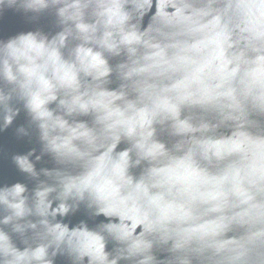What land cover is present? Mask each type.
I'll list each match as a JSON object with an SVG mask.
<instances>
[{
    "label": "water",
    "instance_id": "1",
    "mask_svg": "<svg viewBox=\"0 0 264 264\" xmlns=\"http://www.w3.org/2000/svg\"><path fill=\"white\" fill-rule=\"evenodd\" d=\"M0 264H264V0H0Z\"/></svg>",
    "mask_w": 264,
    "mask_h": 264
},
{
    "label": "clouds",
    "instance_id": "2",
    "mask_svg": "<svg viewBox=\"0 0 264 264\" xmlns=\"http://www.w3.org/2000/svg\"><path fill=\"white\" fill-rule=\"evenodd\" d=\"M21 55H24V53H21Z\"/></svg>",
    "mask_w": 264,
    "mask_h": 264
}]
</instances>
